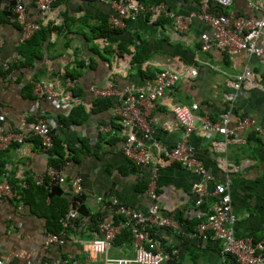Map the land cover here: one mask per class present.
Returning a JSON list of instances; mask_svg holds the SVG:
<instances>
[{"label":"crops","instance_id":"obj_1","mask_svg":"<svg viewBox=\"0 0 264 264\" xmlns=\"http://www.w3.org/2000/svg\"><path fill=\"white\" fill-rule=\"evenodd\" d=\"M20 1L26 7L28 22L40 19L35 0ZM140 1L146 4L165 1L175 13L190 15L202 10L203 0ZM53 5L61 18L59 28L50 26L52 31L40 48V58L28 66L21 64L25 57L20 49L28 50L30 46H25L27 41L22 38L23 25L16 6L7 14L3 11L5 5L0 8V115H5L10 128L21 132L28 131L30 124L44 112L68 115L33 91L34 81L49 78L61 68L68 69L79 78V85L72 93L75 100L92 113L88 120L70 124L60 131L77 150L84 144L82 138L88 140L89 147L78 152L67 147L65 162L56 165L49 164V156L36 137L0 152V180L8 177L22 195L21 199H0V257L11 264L29 260L42 264L64 259L69 264H106L122 257L133 258L134 235L131 241L116 240L107 255L85 252L84 242L99 235V225L91 227V216L100 214V222L115 219L119 216L115 212V199L131 209L148 210L152 199L146 190L158 172L155 188L159 204L179 226L156 230L164 250L172 253L173 249H180L179 254L185 255L182 264H226L220 254L222 243L215 239L213 230H207L206 239L191 236L200 221L195 211L205 213L219 200L213 195L197 205L195 184L205 179L180 163L161 166L160 152L152 141L147 143L154 154L153 162L144 166L135 164L123 153L125 136L115 112L116 99L114 105L102 111H96L93 103L97 97L89 90L91 84L105 86L113 82L119 89L146 86L163 69L177 70L181 78L145 116L153 139L164 147L177 144L184 131L173 114V107L197 102L200 108L196 129L189 141L198 160L208 169L211 178L206 183L212 190L216 183L229 182L232 212L237 216L236 234L264 241V134L245 130L228 139L220 133L209 136L199 119L208 116L220 120L229 115L233 127L239 118L249 116L253 123L264 124V59L239 50H202V37L212 29L198 18L186 30L175 29L172 18L152 19L151 15L129 20L124 28L110 29L108 20L115 11L104 0H56ZM210 5L214 12L222 10L232 15L259 17L264 0H233L225 9L214 2ZM260 43L264 44V31ZM15 53L20 57L5 68L6 61ZM87 58H90L88 65ZM248 70L252 72L249 84L231 99L230 95L236 92L233 82ZM100 124L112 125L114 131L101 132ZM49 166L66 177L64 183H54L60 185L63 195L50 196L52 186L48 187L46 175ZM37 175L45 176L42 183L35 181ZM75 176L83 178L82 193L86 194L83 204L89 215L82 220L78 218L66 229L62 226L63 242L45 247L47 234L51 233L49 226L57 228L54 218L59 208L66 204L69 210L72 208L66 194L72 191L71 180ZM38 186L45 187V194L38 192ZM27 190L32 191L25 198ZM179 254L170 260L179 263Z\"/></svg>","mask_w":264,"mask_h":264},{"label":"built area","instance_id":"obj_2","mask_svg":"<svg viewBox=\"0 0 264 264\" xmlns=\"http://www.w3.org/2000/svg\"><path fill=\"white\" fill-rule=\"evenodd\" d=\"M56 0H35L40 11V19L27 21V12L25 5L17 0L16 12L20 23L23 25L24 40L30 39L38 30L49 24L57 25L60 23L58 10L54 7ZM110 3L114 8V13L108 20L110 29L124 28L128 25L129 20H134L141 15H151L152 19L159 16H165L173 19V27L177 30H186L195 18L204 21L212 31L203 35L202 50L207 51L213 48L225 52L235 50L245 51L254 54L260 59H264V44L260 43V38L264 31V5L259 7L261 14L259 17L245 15H232L228 12H214L210 10V3L214 2L221 9L230 7L233 0H203L202 10L192 12L186 15L175 13L170 10L165 1H157L146 4L140 0H104ZM258 8V7H257ZM19 54L15 53L11 59L5 63V68H9L13 59H18ZM86 65L90 58L85 60ZM46 79L36 80L33 83L34 93L48 101L55 108L63 109L66 113L77 105L79 101L72 94L79 85V78L74 76L68 69L61 68L58 72ZM252 76L250 70L238 76V80L233 82L236 92L232 93L233 99L237 96L238 90L249 84ZM181 76L177 70L163 69L153 78L152 82L146 86H127L119 89L113 82H108L105 86L91 84L89 90L96 97H112L116 99V115L119 116L121 130L125 136L123 143V153L134 163L144 166L149 165L154 160V154L151 150L152 144L156 145L161 160L160 165L169 166L174 163H180L189 169H193L205 181L195 184L197 192V205L213 195L219 200L216 204L211 205L207 212L200 210L195 211V216L199 218L197 231L191 236L199 239L208 237L207 230L214 231L215 239L221 241L220 248L221 258L226 264H235L227 257L232 256L236 264H264V241H255L250 236H238L235 232L237 216L232 212V199L229 191V182L216 183L212 190L206 183L210 175L208 169L196 157L194 148L189 141L190 134L196 129L197 111L200 105L197 102L190 104H177L173 107V114L177 122L183 127V138L172 147H164L153 139L151 125L145 123V116L149 115L151 110L157 107L159 101L165 96L166 90L173 87L180 80ZM57 113H46L30 124L26 132L17 131L10 128L6 122L5 115H0V152L8 150L14 144L25 143L30 137L39 138L41 147L49 156V151L54 147L53 132L62 134L60 129L62 123L57 120ZM201 126L204 131L212 136L216 133L223 134L226 139L236 132L245 130H254L257 133L264 134V124H255L249 116L238 119L236 124L231 126L229 115L223 116L220 120H213L208 116H201ZM98 130L114 131L112 125H98ZM150 143H147V142ZM159 170V167H157ZM158 172L152 177V182L146 192L152 199V204L148 210L131 209L126 207L115 199V212L121 219L117 222L112 220L101 221L98 225L99 235L94 239L87 240L83 244V249L90 255L108 254L113 247L115 239L124 229H131L134 235L135 256L133 258L122 257L106 264H169V260L175 258L180 249L165 251L158 238L159 227H177L178 223L174 221L159 204V195L155 188V181L158 178ZM46 175L49 176L48 187L55 182L64 183L65 175H62L55 167L49 166ZM45 176L37 175L35 181L42 183ZM72 191L75 195H80L84 191L82 176H75L71 180ZM25 188L27 183H23ZM1 198H18L22 195L11 184L8 177L0 180V199ZM102 199L99 196V200ZM22 209V204L20 205ZM79 213L73 207L62 217L61 224L66 229L74 221L78 220ZM63 242L61 236L55 233H48L45 247L50 243ZM0 264H11L8 260L0 257ZM22 264H41L29 260ZM42 264H69L67 259L48 260ZM186 264H192L190 262Z\"/></svg>","mask_w":264,"mask_h":264},{"label":"trees","instance_id":"obj_3","mask_svg":"<svg viewBox=\"0 0 264 264\" xmlns=\"http://www.w3.org/2000/svg\"><path fill=\"white\" fill-rule=\"evenodd\" d=\"M219 12H224V11L221 10ZM50 26L51 27L53 26L55 28L57 25L49 24L47 27H43L41 30H38L30 39L26 40L27 44L25 46H30V49L27 50V49H24L23 47H22V50L20 49L21 53L25 57L24 61L21 64L28 66L40 58L41 56L40 48L43 45L44 41L46 40L48 33L52 31ZM57 28H59V26H57ZM101 32L99 33L101 34ZM10 70H11V67H10ZM113 101H114V98L112 97H97L93 101V103L96 105V108H97L96 111H102L105 108H108L114 105ZM91 113H92V110L87 111L83 104H79L75 106L68 115H65V114L57 115V120L59 123H62V126H63L62 129H65V127H68L70 124H78V123L88 120ZM53 137H54V147L49 151V164L51 165H56L58 163L63 164L65 162L66 159H64V157H65V150L67 147L68 149L74 148L73 150H76L77 152L80 151L81 149H86L87 147H89V143L86 138H82V139H85L83 140L84 144L82 143L83 146L78 148L79 150H77L76 145L74 147L71 145V142H68V138L65 136V134L64 135L57 134V132L54 131ZM64 143H66L67 145H65ZM37 188H38V192L44 193V190H45L44 186H38ZM27 191L28 192L24 195L25 198H26V195H28V193H30L32 190H27ZM53 201L55 204L56 203L61 204V202H55L56 200H53ZM68 210L69 208H67V204L59 208L58 213L56 217L54 218V224L57 225V228H51L49 226V230L51 231V233H55L59 235L61 234L60 230H62V225L59 223V218L61 220V218L68 212ZM120 219H121V216H117V217L115 216V219H112V221L117 222ZM100 220H101L100 214H93L91 216V221L93 222L91 227L95 228V226L99 224ZM122 239L129 240V241L133 240V233L131 229H128V228L125 229L121 235L117 236L115 241L122 240ZM226 260H230L232 262H235L236 264V260L232 256L227 257Z\"/></svg>","mask_w":264,"mask_h":264},{"label":"water","instance_id":"obj_4","mask_svg":"<svg viewBox=\"0 0 264 264\" xmlns=\"http://www.w3.org/2000/svg\"><path fill=\"white\" fill-rule=\"evenodd\" d=\"M2 5H5L3 11H5V14H7L6 12L8 10L10 13V10H13V7L17 5V0H0L1 9ZM53 195H63V189L60 187V185L52 186L50 196ZM66 196L72 202V207L78 211L80 220L89 215V211L86 209L85 204H83V201L86 199L85 193L75 195L73 192H70L66 194ZM178 259L180 260L179 263H177L176 260L173 259L169 260V264H182V261H184L185 259V255L183 253H180Z\"/></svg>","mask_w":264,"mask_h":264},{"label":"rangeland","instance_id":"obj_5","mask_svg":"<svg viewBox=\"0 0 264 264\" xmlns=\"http://www.w3.org/2000/svg\"><path fill=\"white\" fill-rule=\"evenodd\" d=\"M188 260H190V258L188 257Z\"/></svg>","mask_w":264,"mask_h":264},{"label":"clouds","instance_id":"obj_6","mask_svg":"<svg viewBox=\"0 0 264 264\" xmlns=\"http://www.w3.org/2000/svg\"><path fill=\"white\" fill-rule=\"evenodd\" d=\"M43 149V148H42Z\"/></svg>","mask_w":264,"mask_h":264}]
</instances>
